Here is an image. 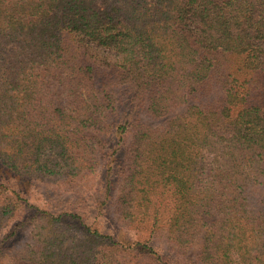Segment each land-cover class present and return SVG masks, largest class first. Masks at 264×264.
I'll use <instances>...</instances> for the list:
<instances>
[{
  "label": "trees",
  "instance_id": "obj_1",
  "mask_svg": "<svg viewBox=\"0 0 264 264\" xmlns=\"http://www.w3.org/2000/svg\"><path fill=\"white\" fill-rule=\"evenodd\" d=\"M0 168V264H264V0H0Z\"/></svg>",
  "mask_w": 264,
  "mask_h": 264
},
{
  "label": "rangeland",
  "instance_id": "obj_2",
  "mask_svg": "<svg viewBox=\"0 0 264 264\" xmlns=\"http://www.w3.org/2000/svg\"><path fill=\"white\" fill-rule=\"evenodd\" d=\"M0 171H1V168H0ZM1 173H3V171H1ZM34 184L36 186L35 189H36L37 194L29 193V196H31V197L33 196L32 200H31V204L34 206L37 203H39L41 195H44V194L49 199L50 203L55 202V204L58 205V201H59L60 203H64L66 206H68L77 197L83 195V196H85L87 201H84L81 203L82 210L87 212L86 215H90V210H93L92 209L93 203H91L93 200H92V197L90 198V195L95 193V191H94L95 186L93 185L94 184L93 181L90 185L87 184L84 187H82V189H79V191H71V189L65 191V190H62L59 188H55L53 186H46V184L44 182H40L38 180ZM25 190H27V189H25ZM260 193L264 194V190H262ZM46 202H47V199H44L43 203L41 204V207L45 206ZM22 210H26V209H22ZM26 214H27V212L23 211V213L19 215L18 221L21 220ZM102 218H103L104 222L107 220V217H105V216ZM29 230H31V229H28L26 231V233H29ZM23 233H24V231H23ZM18 246H20V245L18 244ZM9 258H10V255H8L6 257L7 260Z\"/></svg>",
  "mask_w": 264,
  "mask_h": 264
}]
</instances>
